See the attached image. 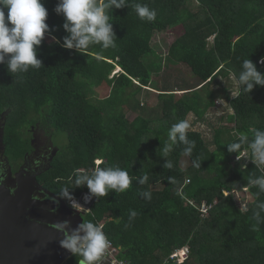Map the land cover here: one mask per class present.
Here are the masks:
<instances>
[{
	"label": "trees",
	"instance_id": "obj_1",
	"mask_svg": "<svg viewBox=\"0 0 264 264\" xmlns=\"http://www.w3.org/2000/svg\"><path fill=\"white\" fill-rule=\"evenodd\" d=\"M56 3L44 0L46 23L54 31L39 46L37 58L43 66L12 74L0 64V113L6 110L8 151L22 156L29 150L25 128L38 122L51 129L53 140L59 134L64 140L57 144L60 148L50 168L40 176L57 195L63 187L74 198L88 191L74 186L72 174L75 169L91 171L96 159L103 160L101 167L119 166L137 177L122 193L93 197L90 210L80 214L83 220L104 221L106 236L129 264H159L182 245L188 246L189 255L180 264H264V208L260 207L264 191L250 183L264 177V166L233 158L247 150L252 159L250 129L264 131V87L229 96L224 84L223 96L231 109L225 116L234 125L213 129L214 149L201 131L188 129L187 139L195 141L191 156L182 154L188 145L179 141V134L175 142L168 140V130L188 113L202 118L214 96L200 108L196 93L187 94L197 85L156 88L160 114L153 117L137 98L142 88L151 87V71L143 58L151 51L153 34L179 25L182 31L171 41L167 56L186 65L202 85L219 83V76L227 80L231 73L238 76L245 58L264 73V0H130L129 7L109 12L116 47L101 50L91 45L87 54L61 46L68 33L62 28L63 17L54 11ZM132 3L155 9L156 19H140ZM101 82L108 87L102 97L94 88ZM122 105L139 113L129 119L117 111ZM240 132L247 135L246 141L241 142ZM232 142L241 143V149L230 153L227 144ZM166 143L171 144L168 155L163 152ZM182 157L188 160L186 167L181 165ZM197 157L200 169L192 166ZM168 162L171 169L165 168ZM145 174L148 181L141 184ZM242 187L251 197L242 196L243 207L221 191L238 188L242 192ZM186 198L209 203L217 199V203L201 217L200 211L185 203ZM130 211L137 213L131 220ZM77 259L71 255L62 264H76Z\"/></svg>",
	"mask_w": 264,
	"mask_h": 264
},
{
	"label": "clouds",
	"instance_id": "obj_2",
	"mask_svg": "<svg viewBox=\"0 0 264 264\" xmlns=\"http://www.w3.org/2000/svg\"><path fill=\"white\" fill-rule=\"evenodd\" d=\"M129 4L130 0H57L54 11L57 15L63 17L62 28L68 33V35L62 37L63 43L61 46L68 50L75 49L81 54H87L91 45H99L101 50L115 48L117 37L113 31L112 18L109 12L113 13L114 10L129 7ZM131 6L140 19H146L149 22L156 19V10L150 8L147 4L132 3ZM47 18L48 10L44 6V0H0V64L6 65L8 73H26L30 67L39 69L43 66L42 61L37 58L39 46L42 44L45 35H51L54 31L46 23ZM52 39L55 43L60 44V40L56 37L53 36ZM261 62L264 63V58ZM232 79L237 87V91L232 93L233 96L239 95L240 90L250 94L255 87H264V73L258 71L256 63L249 58L242 60L239 75H232ZM220 101L221 99L218 98V102ZM190 127L189 121L184 119L173 124L168 130V140L175 142L177 134H179V141L188 145L182 150V154L185 156H191L195 148V141L187 139V131ZM250 131L254 137L248 145L251 149L252 159L249 158L247 150L241 151L240 155L233 156V158L240 159L242 157L245 162L250 159L259 167L264 166V131L259 129H250ZM239 135L241 142L248 139L244 132H240ZM227 148L230 153L238 151L241 149V143H229ZM170 151L171 144L166 143L163 152L168 155ZM40 163V160L34 162L36 166ZM102 163V159H96L94 160L95 167L91 171L74 170L72 174V176H76L74 186H84L88 191H83L77 197L81 202L78 203L69 192L68 187L61 188L59 198L68 200L65 203L67 208L78 211L80 214L88 212L93 197L98 199L107 196L109 191H115L117 194L122 193L129 188L133 179H137V177H130L128 171L119 166L101 167ZM192 166L200 169L198 157L192 160ZM172 167L171 162L165 164V168L171 169ZM2 180L3 176L0 175V182ZM169 180L174 182L172 177H169ZM147 181V174L140 177L141 184H145ZM187 182L188 179H185L184 184ZM250 183L258 184L261 191H264V177L250 181ZM181 188L182 186L179 191H181ZM232 189H236L237 197H234V193L230 192ZM232 189H222L221 191L224 196L232 195L236 203L243 207L245 200L250 199L244 195L248 188L242 187L243 193L238 188ZM83 193H87L85 198L82 196ZM145 194L151 198L150 192ZM242 196L245 200L242 199ZM56 202L58 203V199ZM202 202L211 204V207L205 213L200 208ZM185 203L200 211V216L204 217L212 206L217 203V199L209 203L205 200L196 202L193 198H186ZM85 205H88V210H85ZM260 207L264 208V204ZM136 215L135 211H130V220L135 218ZM258 216V212L254 213V218ZM99 223L103 224L104 221L94 223L91 220H82L74 229L71 228L69 221H59L53 223L51 227L62 235L59 240L60 247L72 256L78 257L76 264H98L110 247V241ZM183 250L185 255L182 253ZM173 251H176L177 255L169 259L171 263L180 264L188 258L189 248L187 245H182L170 251L164 259L168 258ZM178 257L180 258L179 262L177 261Z\"/></svg>",
	"mask_w": 264,
	"mask_h": 264
},
{
	"label": "rangeland",
	"instance_id": "obj_3",
	"mask_svg": "<svg viewBox=\"0 0 264 264\" xmlns=\"http://www.w3.org/2000/svg\"><path fill=\"white\" fill-rule=\"evenodd\" d=\"M181 31L182 28L179 25L165 31L155 32L153 34L150 41L151 51L148 52L143 58L145 63L148 64L151 71V87L142 88V91L138 94L137 98L144 104L145 108L149 110V115L153 117L157 113L158 115L160 114V105L158 106L159 100L157 98L158 90L156 88L180 89L197 85L196 87H193L196 88L195 90H193V88H190V91L187 94L196 93L200 108L203 107L206 103L209 104V99H212V96H214V99H217V101L215 102L214 100L212 104H209L207 106L202 118L196 117L194 113H188L185 118L191 125L189 129H198L199 131H201L203 137L208 141V143H210V149H214L215 145L212 142L213 129L226 128L234 125V123L229 122L225 116L226 113H231V109L228 107L226 97L223 96L224 92L222 90V86L225 84V91L229 96H233L232 93L237 91V87L232 79V73L230 74V78H228V80L224 76H219L217 78V81H219V83L212 82L208 86L206 84V86H204L196 76L192 75L190 69L186 65L180 62L171 61L167 56V51L169 49L171 41L176 36H178ZM94 88L96 93L100 95V97H102L108 90V87L104 82L94 85ZM174 91H176V93L183 92V90ZM218 98L221 99L220 102H218ZM117 111L123 113L129 119H132L137 113H139L138 110L132 111L125 105L120 106ZM48 130L51 131V129ZM37 132L41 133L40 130H36L34 133ZM47 134H49V132ZM221 136L225 137V133H222ZM53 138L56 140V143L58 145L61 144L60 141L64 142L63 137L60 134L54 136ZM236 158L237 157H234V159ZM187 164L188 160H186L185 157H182L181 165L183 167H186ZM244 195L246 198H251L249 191L245 192Z\"/></svg>",
	"mask_w": 264,
	"mask_h": 264
},
{
	"label": "water",
	"instance_id": "obj_4",
	"mask_svg": "<svg viewBox=\"0 0 264 264\" xmlns=\"http://www.w3.org/2000/svg\"><path fill=\"white\" fill-rule=\"evenodd\" d=\"M3 133L1 128L0 141H2ZM21 172V169L15 172L18 186L14 196L7 189L0 192L10 201L4 207L0 204V208L7 209L0 210V264H62L71 254L60 247L59 240L62 235L51 225L59 221L70 223L76 219L81 221L80 213L68 210L67 212L71 214L69 217L55 215L52 213L53 207L58 203H53V200L48 198L33 199L31 191L28 194L23 193L22 186L27 183L37 189L32 184L36 180V174H32L31 178H24ZM4 196H0V200L5 199ZM58 201L65 207L62 199ZM37 211H45V216L40 218V223L37 222ZM27 213H33V215L27 218Z\"/></svg>",
	"mask_w": 264,
	"mask_h": 264
},
{
	"label": "flooded vegetation",
	"instance_id": "obj_5",
	"mask_svg": "<svg viewBox=\"0 0 264 264\" xmlns=\"http://www.w3.org/2000/svg\"><path fill=\"white\" fill-rule=\"evenodd\" d=\"M5 111H2L0 113V129H3L4 132V117ZM42 128H41V127ZM39 131L37 133H34L35 131ZM26 134L28 136V141L30 145V149L25 151L22 156H14L12 153H10L6 147V143L4 141V133L2 136V141H0V175L3 176L2 182H0V192H3V190H8L12 196H14V191L16 190L18 186L17 178L15 176V172L19 169H21L22 177L24 178H31L32 174L35 175V182H32L33 186H36L37 189L32 188L29 183L24 184L22 186L23 193H27L31 191V197L33 199L37 200H44V199H51L53 200V203H57L56 200L59 198V195H57L55 192L51 191L49 188H47L43 181H41L40 176L45 173L51 166V161H53L54 156L58 152L59 146L55 142V140L52 139L51 132L44 128L42 125H40L38 122H35L33 124H30L28 127L25 128ZM49 132V134H47ZM37 134V136H36ZM36 160H40L41 163L36 166L34 162ZM48 167L47 169H45ZM39 172V173H37ZM39 185V186H37ZM51 192L52 194L48 193ZM25 194L24 197H25ZM0 196H4L0 193ZM5 197V196H4ZM11 199V198H10ZM62 199V198H59ZM58 199V200H59ZM63 200V199H62ZM64 201V200H63ZM9 199L5 197V199L0 200V204L6 206L5 204H9ZM53 212L55 215L61 216V217H69L71 214L69 211H74L72 209H67L66 206H61L59 201L57 206L53 207ZM7 210L0 208V210ZM33 215V213H27L26 217ZM45 216V211H37V222L40 223V218H43ZM76 219L73 223H70L71 228H76L81 222Z\"/></svg>",
	"mask_w": 264,
	"mask_h": 264
},
{
	"label": "built area",
	"instance_id": "obj_6",
	"mask_svg": "<svg viewBox=\"0 0 264 264\" xmlns=\"http://www.w3.org/2000/svg\"><path fill=\"white\" fill-rule=\"evenodd\" d=\"M230 192L234 193V197L238 196V193H237L236 189H232ZM86 194L87 193H83L82 196L85 198ZM75 200L78 203L80 202L79 198H75ZM210 207H211V204H208V203H205V202H202L201 206H200L201 211L203 213L207 212V210ZM88 209H89L88 205H85V210H88ZM99 225H102V228H103V224L102 223H99ZM103 231H104V229H103ZM108 240L110 241V247L107 249L105 256L102 258L101 261L98 262V264H128V262L125 259H120L118 257V247H115L114 244L112 243V241L109 238H108ZM184 252L185 251L183 250L182 253L184 254ZM175 255H177L176 251L171 252L169 254L168 258L164 259L160 264H174V263H171L169 261V259H172ZM177 261L178 262L180 261L179 257L177 258Z\"/></svg>",
	"mask_w": 264,
	"mask_h": 264
},
{
	"label": "bare ground",
	"instance_id": "obj_7",
	"mask_svg": "<svg viewBox=\"0 0 264 264\" xmlns=\"http://www.w3.org/2000/svg\"><path fill=\"white\" fill-rule=\"evenodd\" d=\"M50 121V120H49ZM11 128V127H10Z\"/></svg>",
	"mask_w": 264,
	"mask_h": 264
}]
</instances>
